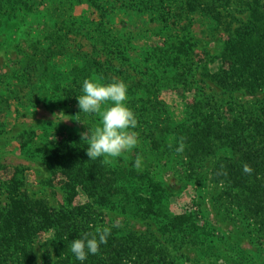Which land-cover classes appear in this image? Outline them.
Wrapping results in <instances>:
<instances>
[{
  "label": "rangeland",
  "instance_id": "1",
  "mask_svg": "<svg viewBox=\"0 0 264 264\" xmlns=\"http://www.w3.org/2000/svg\"><path fill=\"white\" fill-rule=\"evenodd\" d=\"M38 1L32 0L36 7L31 11L15 9L0 17V94L5 91L2 94L9 96L12 91L8 107L0 102V164L10 170L24 167L25 187L31 198L43 199L54 210L66 205L63 178L60 173L52 175L46 153L63 136L78 137L87 145L81 134L94 131L100 117L80 111L76 96L82 94L81 89L68 102H62L51 93L38 94L36 85L20 83L15 74L24 60L49 47L54 48L48 52L49 61H57L55 68L63 70L55 75H70V53L55 50L61 42L101 61L111 59L115 70H120L111 80H102L94 72L89 79L126 83V104L137 119L132 131L138 135V144L125 154L127 159L117 158L109 167L136 171L130 161L139 155L142 168L137 171L158 180L166 195L159 205L162 212L157 210L156 215L146 216L136 207L130 210L111 203L95 206L96 224L121 233L153 235L166 249L167 264H264V215L259 218L245 211L230 196L226 184L212 178L213 163L220 153L190 166L183 151H176L179 142L172 143L173 135L168 134L170 119L179 122L187 117V101L194 94L200 95L206 107L227 108L221 117L248 107L256 114L261 112L264 85L250 92L223 87L211 76L220 67L225 40L248 19V2L252 0H227L226 6L219 7L220 24L212 15L192 13L186 22L181 20V25L185 23L182 29L177 23L157 20L152 9L139 0ZM164 37L176 45L177 38H184V52L178 57L175 53L158 57L156 47L164 48ZM152 129L155 133L151 136ZM10 170L2 173L7 175ZM147 183L150 186L151 181ZM4 200L0 191V205ZM84 200L83 193L77 196V202ZM180 213L196 216L203 240L190 244L168 236V217ZM50 237L51 230L36 241L39 264H56L55 254L44 243Z\"/></svg>",
  "mask_w": 264,
  "mask_h": 264
},
{
  "label": "trees",
  "instance_id": "2",
  "mask_svg": "<svg viewBox=\"0 0 264 264\" xmlns=\"http://www.w3.org/2000/svg\"><path fill=\"white\" fill-rule=\"evenodd\" d=\"M139 1L152 9L157 20L169 25L177 23L179 29L185 24L181 25V20L186 22L192 13L199 12L212 15L217 23H222L219 7L229 3L227 0ZM248 3V19L233 29L225 40L219 56L220 67L211 76L223 87L255 92L264 85V2L252 0ZM35 7L32 0H0V17L15 9L31 11ZM177 39L176 45L164 37V48L156 47L158 57L168 58L173 53L178 57L184 52V38ZM59 44L56 51L71 55L70 75H55L63 70L60 66L59 70L55 68L57 61H49L48 52L54 48L48 47L24 60L15 78L20 83L36 85L34 89L38 94L51 93L54 99L68 102L81 89L80 81L89 78L93 72L102 80H111L120 71L115 70L111 59L104 62L79 47L72 48L64 42ZM106 46L110 47V44ZM124 54L120 56L122 60ZM4 92L0 94V102L8 107L12 91L9 96H4ZM262 105L257 114L248 107L237 114L221 117L227 108L206 107L200 95L194 94L187 101V117L179 122L170 119L172 129L168 133L173 135L172 143L183 142L184 157L190 166L206 156L215 158L219 152L211 170L212 178L223 181L230 196L245 211L259 218L264 215V103ZM149 132L151 136L155 133L154 129ZM86 148L78 137L63 136L46 153L52 175L60 173L63 178L61 187L66 205H61L58 210L48 207L43 199L31 198L25 187L24 167L15 166L10 170L7 165L0 164V191L5 199L0 205V264H39L35 244L49 230L51 237L44 243L48 251L55 254V263L80 264L70 251L71 240L84 232L93 233L97 226H106L96 224L95 206L111 203L130 210L136 207L137 212L146 216L156 215L157 210L159 214L162 212L159 205L166 191L158 180L133 168L112 169L101 163L102 157L89 159ZM245 164L252 168L251 173L243 171ZM7 170L10 171L4 175L2 172ZM147 181H151L150 186ZM81 193L85 200L79 203L76 199ZM164 215L168 216L167 213ZM195 219L196 216L190 213L172 214L167 222L168 236H174V240L180 237L181 241L190 244L200 242L203 235ZM84 264H167V252L149 233H121L111 229L107 242L100 245L98 253L89 254Z\"/></svg>",
  "mask_w": 264,
  "mask_h": 264
},
{
  "label": "clouds",
  "instance_id": "3",
  "mask_svg": "<svg viewBox=\"0 0 264 264\" xmlns=\"http://www.w3.org/2000/svg\"><path fill=\"white\" fill-rule=\"evenodd\" d=\"M82 94L76 96L80 111L98 114L100 123L94 131L82 133L87 139L86 154L89 159L102 157L101 163L113 166L117 158L127 159L138 144V135L132 129L137 125L135 113L126 104L127 85L123 81L102 83L95 78H85L81 86ZM108 102H111L110 104ZM102 105H107L102 107ZM184 149L183 142L176 148ZM137 170L142 168V157L137 155L130 161ZM243 171L251 173L252 168L245 164ZM111 234L110 226H97L93 233L84 232L70 242V251L75 260L84 264L89 254L100 251V245L107 242Z\"/></svg>",
  "mask_w": 264,
  "mask_h": 264
}]
</instances>
